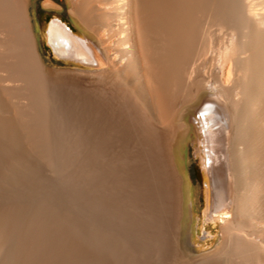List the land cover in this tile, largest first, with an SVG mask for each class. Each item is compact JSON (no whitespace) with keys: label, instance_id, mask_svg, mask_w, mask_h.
<instances>
[{"label":"bare ground","instance_id":"1","mask_svg":"<svg viewBox=\"0 0 264 264\" xmlns=\"http://www.w3.org/2000/svg\"><path fill=\"white\" fill-rule=\"evenodd\" d=\"M34 3L37 0H0V81L16 85L15 93L27 98L32 108L44 100L49 106L46 95L57 83L40 53L32 55L31 49L37 51L40 44L39 24L31 11ZM67 5V18L76 31L61 12L44 18L42 26L54 56L90 68L82 70L91 90L84 107L86 120L81 118L86 124L77 123L76 109L77 117L65 131L64 119L59 121L60 114L53 111L51 125L41 123L39 134L51 135L53 147L43 143L50 146L44 153L49 160V152L53 153L51 162L62 173L75 165L85 166L82 192L88 205L83 206L89 211L85 216L87 208H83L85 215L80 216L88 218V228H80L87 233L75 232L80 222L77 226L70 212L71 222L68 216L61 217L62 212L54 219L35 211L47 193L41 195L44 188L42 193L37 188L38 200L31 196L34 189H29L34 214L27 213L29 207L24 210L28 216L13 208L3 224L0 220V264H264V0H67ZM45 6L64 9L54 0H47ZM99 121L109 124L111 132L125 135L110 145L112 149L87 143L83 148L85 128L86 137L95 139ZM0 134L2 140L21 144L12 118L0 116ZM66 135L75 158L72 168L63 146ZM192 143L194 155L200 157L198 182L191 167ZM111 150L122 166L141 164L134 177V196L122 202L120 197L116 206L106 188L108 172L103 176L95 162ZM44 160L41 163L47 166L41 164L42 168L53 169L54 174V168H47L51 162ZM34 162L39 163L35 158ZM40 166L39 176L45 172ZM59 169L57 179H67L68 174H58ZM126 169L121 172L127 174ZM46 206L39 209L44 213L48 208L46 214L50 211L51 216L54 206ZM209 221L222 222V241L213 257H201L190 243L202 228L213 236Z\"/></svg>","mask_w":264,"mask_h":264},{"label":"rangeland","instance_id":"2","mask_svg":"<svg viewBox=\"0 0 264 264\" xmlns=\"http://www.w3.org/2000/svg\"><path fill=\"white\" fill-rule=\"evenodd\" d=\"M47 0H37V3H34V6L32 7V9H31V11H32V13L33 14H35L36 15V18H37V21H38V24H39V28H38V36H37V43H40L39 45L37 44V48H35L34 47V44H33V47H32V45H31V48H35V50H37V51H34V50H32L31 49V51H32V55L34 56V54H35V56H36V52H39L40 53V56H42V59L44 60H42L43 61V64L45 65V67L47 68V70L52 74V75H54L55 77H56V79H57V83L55 84V86H53V88L52 89H50L49 90V93H47V95H46V102H48L49 103V106H47L48 104H46L45 103V100H44V103L43 104H41V105H37L35 108H32V107H30V105H29V100L27 99V98H25V97H22L21 98V96L20 95H18V94H16L15 93V89H13L15 86L14 85H8V86H6L7 84L6 83H4L3 84V82H1L0 81V116H2V117H8V118H12L13 120H14V122H15V124H16V127H17V130H18V134H19V137H20V139H21V144L20 145H16V144H14L13 142H11L10 140H8L7 138H3V139H5V140H2L1 138H2V135L0 134V188H2V190H0V213H1V215H0V217H1V222L2 221H4V219H5V215L7 214V212L8 213H10L11 215L15 212V210H14V212H13V208L15 209L16 208V210L17 209H21L23 212H24V214H26L25 213V211H27L28 209V211H27V213L30 215V213L32 214L33 212H35V211H38L40 214H42V215H44V216H46V217H48V218H54V219H57V215L60 213V212H62V215H61V217L63 218V215H64V218H66V220H67V217H65V216H68L69 215V212H70V217L72 218V216H73V218L75 219V221H76V224H77V226H78V221L80 222L79 223V228L77 227V230H75V232L77 231V232H80V233H83V234H85V233H87V231L85 230H81V226H84L85 228L88 226V221H87V219L88 218H84L83 216L85 215L84 213H85V211L86 210H84L83 211V208H84V206H83V204L85 203V206L86 205H88V203H86L87 202V199H86V193L84 194L85 196H83V193L85 192L84 191V189L86 190V186H85V183H84V180H85V177H84V173H85V166L84 165H81V166H73V163H72V161L71 160H73V159H75L74 158V156H73V154H72V151L71 150H69L71 147H72V143H71V140L69 139V137H68V135H66V138H63L62 140L64 141V147L66 148L65 150H66V154H65V156L67 157L66 159L68 160V161H70V164H71V168H72V166L74 167V169L72 168V169H70L71 171L69 172V169H63V171L64 170H66L67 172V174H65L64 172V174L65 175H67L66 177H67V179L64 177L63 179H62V177H60L59 179H57V173H56V171H58V170H56V168L57 169H59L58 167H57V165L55 164V163H53V162H51V160L53 159V153H51L50 154V152H49V155L52 157L51 158V160H49L50 159V157L47 155V158H46V153H44V152H47L48 153V151H49V148L48 147H50V146H46V145H48V144H50L51 145V147H50V149L53 147L52 146V144H51V142H52V139H51V135H50V138H49V134H47V136H48V138H47V140H46V138L45 137H43L41 134H39L41 131V126H46V123H47V127H49L48 125L50 124L51 125V118L53 117V111H56L55 113H59L60 115H58V118H59V121H62L63 119V122H64V130L65 131H67L69 128H71V124H72V122H74V118H76L77 116H76V109L78 110V111H80V112H78V113H80V116H78V118H79V121H77V123L79 124V122L80 123H83V124H86V121H82L81 122V118H84L85 120H86V109L84 108L85 106H86V103H87V101H88V97L90 96V89H89V87H88V85H87V83H86V80H85V78H84V73L82 72V70H87V69H90L89 67H87V66H84V65H77V64H75L73 61H69L68 62V60H65V59H62V58H58V57H56V56H54V55H52L51 53H49L48 51H46L44 48H43V43H42V34H41V27H40V22H39V11H41V10H43V11H46V12H52V13H54V12H61V13H63L62 15L63 16H66V17H68V15L67 14H69V6L67 5V0H54L58 5H63L64 6V9L63 8H61V9H55V8H47L46 6H45V2H46ZM36 5V6H35ZM36 8V9H35ZM36 10V12H34ZM83 31V30H82ZM84 32V31H83ZM39 41V42H38ZM39 49V50H38ZM35 53H34V52ZM38 54V53H37ZM34 56V57H35ZM53 60V61H52ZM56 60V61H55ZM45 62V63H44ZM60 62H62V63H60ZM66 62V63H65ZM69 63V64H68ZM49 64V65H48ZM67 64V65H66ZM71 64V65H70ZM52 69V70H51ZM55 87H56V89H55ZM53 90V91H52ZM7 91H9V93L7 92ZM52 92V93H51ZM15 93V94H14ZM11 94H12V96H11ZM49 94V95H48ZM51 94H53V95H51ZM14 95V96H13ZM59 96L61 97V100L59 99ZM18 97H20V99H17ZM14 98V99H13ZM25 98V99H24ZM51 99V101L52 102H50V101H47V100H50ZM17 100H19L18 102H17ZM21 100H23V101H21ZM63 100V101H62ZM17 103H16V102ZM25 101V103L26 104H23V102ZM60 101V103H58ZM67 101H70V102H67ZM63 102V103H62ZM64 102H66L67 103V105H66V103H64ZM62 103V104H61ZM20 104H21V106H20ZM25 105H27V106H25ZM51 105V106H50ZM63 105V106H62ZM76 105H77V107H76ZM40 106V107H39ZM62 108H61V107ZM65 106V107H64ZM68 106V107H67ZM47 107H48V109H47ZM18 108V109H17ZM20 108H21V111H20ZM24 108V109H23ZM60 108H61V110H60ZM64 108V111H62V109ZM42 109V110H41ZM47 110V112H46V110ZM67 109H69V111L70 112H67L66 110ZM34 111V113H33V111ZM37 110V111H36ZM20 111V112H19ZM28 111H30V112H28ZM31 111H32V113H33V116H32V118H31ZM59 111H61V112H59ZM83 111V112H82ZM38 112H40L39 114H38ZM65 112V113H64ZM76 112V113H75ZM29 113V114H28ZM45 113V114H44ZM57 113V114H58ZM67 113V114H66ZM70 113H72L73 114V116H72V114H70ZM74 113H75V115H74ZM35 114V115H34ZM42 116H41V115ZM46 114H48V115H46ZM65 114V115H64ZM69 114V115H68ZM81 114H83V115H81ZM28 115H29V117H28ZM24 116V117H23ZM25 116H27L26 117V119H23V118H25ZM44 116H46V117H44ZM61 116V117H60ZM49 117V118H48ZM62 117H64V118H62ZM72 117H74V118H72ZM41 118V119H40ZM44 118V119H43ZM46 118H47V120L49 119V122L46 120ZM31 119V120H30ZM74 119V120H73ZM30 120V122H28L27 123V121H29ZM33 120H35V121H33ZM42 120L43 121H45V123L44 122H42ZM67 120V121H66ZM70 120V121H69ZM32 121H33V123H32ZM39 121H41L39 124H38V122ZM47 121V122H46ZM69 121V122H68ZM34 123H35V125H34ZM37 123V124H36ZM41 123H43V125H41ZM27 124H28V126H27ZM31 124H33L32 126H30ZM38 125H39V128H34L33 126H36V127H38ZM41 125V126H40ZM73 125V124H72ZM95 125V124H94ZM29 127L30 128H32V129H30V131H29ZM94 128L96 129V135L98 136H94V138L95 139H93V137H86L87 136V130H86V128H85V133H84V135L85 136H83L82 137V141H83V148H86V143L88 144V145H94V146H96V145H98V144H102L103 146H106V147H110V145L112 146V145H115V143L114 142H116V140H118V139H121V137H123L125 134L124 133H122V132H114V131H110L109 129H110V127H109V124H105V122H97L96 123V125L94 126ZM107 128V129H106ZM34 129V130H33ZM38 129V130H37ZM50 130H51V127L49 128ZM32 131V132H31ZM34 131H36V132H34ZM39 131V132H38ZM29 132H30V135H29ZM38 132V133H37ZM51 132V131H50ZM98 132V133H97ZM36 133V134H35ZM66 133V132H65ZM106 135H105V134ZM23 134V135H22ZM32 134V135H31ZM33 134H35V135H33ZM37 134H38V136H37ZM39 136L40 137H42L41 139H42V141L40 140V138H39ZM108 136H109V138H108ZM4 137V136H3ZM33 137V138H32ZM37 137V138H36ZM39 138V139H38ZM45 138V139H44ZM97 138V139H96ZM103 138H105V139H103ZM107 138H108V141H107ZM87 139V140H86ZM103 139V140H102ZM110 139V140H109ZM41 141V143H40V141ZM67 140V141H66ZM85 140V141H84ZM106 140V141H105ZM112 140V141H111ZM127 140V142H128V138L126 139ZM10 143H9V142ZM30 141H32V142H30ZM46 141V142H45ZM51 141V142H50ZM109 141L111 142L110 144H109ZM5 142V143H4ZM8 142V143H7ZM50 142V143H49ZM3 143V144H2ZM43 143H45V144H43ZM108 143V144H107ZM37 144V145H36ZM68 144V145H67ZM71 144V145H70ZM81 144V145H82ZM194 144L195 143H192L191 144V147H192V150H191V153H192V158H193V160H192V163H191V167H192V173H193V177L195 178V180H196V182H198L199 180H198V166H199V160H200V157L199 156H195L194 154H195V148L193 147L194 146ZM8 145V146H7ZM36 145V146H35ZM41 145V146H40ZM108 145V146H107ZM193 145V146H192ZM7 146V147H6ZM15 146H17L16 148H15ZM44 146H46L47 148H45ZM38 147V148H37ZM41 147H44L45 148V151H43L44 150V148H42V150H41ZM108 147V148H109ZM10 148V149H9ZM18 148V149H17ZM111 148V147H110ZM7 149V150H6ZM12 149V150H11ZM41 150L40 152L38 151L37 152V150ZM48 149V151H46ZM112 149V148H111ZM114 149H116V148H114ZM19 150V151H18ZM52 151V150H51ZM13 152V153H12ZM23 152H25L24 154L27 156V158L26 157H22L23 156ZM109 152V151H108ZM115 152V153H114ZM9 153H10V155H9ZM8 154V155H7ZM14 154V155H13ZM17 154V155H16ZM45 154V155H44ZM84 154V153H83ZM24 155V156H25ZM42 155V156H41ZM114 155V157H110V156H113ZM4 156V157H3ZM13 156V157H12ZM16 158H15V157ZM12 157V158H11ZM111 159H110V158ZM4 158H5V161H4ZM6 158H7V160H6ZM13 158H15V159H13ZM24 158H26L25 160H24ZM31 158H33V159H31ZM34 158H35V160H37V162H39V163H36V162H34ZM49 158V159H48ZM12 159V160H11ZM41 159V160H40ZM44 159H46V160H49V161H47V162H51V164L47 167V168H49L50 170L52 169V168H54V171H55V173L54 174H52V171H53V169H52V171H46V169H43L42 167L44 166V167H46L43 163H41V162H43V160ZM96 159H99V160H96ZM96 159H95V162L97 163L96 165V168L98 167V166H100L99 168H97L98 170L100 169V172H101V174L103 175V176H105L104 174L106 173V172H108L106 175L108 176H105V178H106V180H108V181H111V182H108V181H105V183H107L108 185H106L107 187V190H108V188H109V193H112L111 194V199H110V203H111V201L113 202V204H114V206H116V205H118V203L120 202V197H122L123 199L121 200V202L124 200V199H126V200H128L129 199V197L131 196V197H133L134 196V177H135V175H136V173L138 172V170L140 169V167H141V164H135L134 162H133V168H132V166H130V164L128 163V167L129 168H127L126 167V165L125 166H122L121 165V162H119L120 160H119V156H117L116 155V151L115 150H111L108 154H107V156H105V158L103 159V158H99V157H96ZM100 159H102L101 161H100ZM117 159L119 160V161H117ZM13 160H15V161H13ZM53 161V160H52ZM101 163H100V162ZM131 161H132V158H131ZM4 162V163H3ZM12 162H14V163H12ZM29 162H33V164L32 163H29ZM44 162H45V160H44ZM46 162V163H47ZM104 162L106 163L107 162V164H104ZM37 164V166H36V164ZM114 163H116V164H114ZM4 164V165H3ZM7 164V165H6ZM41 164H43V166L40 165ZM16 165H18V166H16ZM53 165H56V166H53ZM104 165V166H103ZM105 165H109L108 167H110V168H108L107 166H105ZM121 166L120 168H117L116 169V166ZM9 166V167H8ZM19 166H21L20 168H19ZM39 166L42 168V170H44L45 172H49V173H51V174H47L46 175V173L44 172V175H43V173H42V175H38V173L37 172H39V170H37L38 168H39ZM53 166V167H52ZM103 166V167H102ZM115 168H114V167ZM117 166V167H118ZM10 168V169H8V168ZM2 168V169H1ZM41 168H40V170H41ZM106 168V169H105ZM108 168V169H107ZM123 168H124V170L126 169V171L125 172H127V174H125L124 173V171H122L121 172V170H123ZM6 169H8V170H10L9 171V173L7 174V170ZM62 169V168H61ZM104 171H103V170ZM120 171H119V170ZM4 170V171H3ZM48 170V169H47ZM73 170V171H72ZM131 170V171H130ZM110 171V172H109ZM5 172V173H4ZM13 172V173H12ZM41 172V171H40ZM39 172V173H40ZM59 172L60 173H58V174H60L61 175V171H60V169H59ZM128 172L130 173V174H128ZM63 173H62V175H63ZM7 174V175H6ZM21 174V175H20ZM34 174V175H33ZM71 174H73V176L71 177V176H69V175H71ZM111 174V175H110ZM38 175V177L36 178V176ZM49 175H55V177L54 176H52V177H50ZM7 176V178H4V177H6ZM29 176H31V177H29ZM33 176V177H32ZM49 176V177H48ZM114 176V177H113ZM117 176V178L119 179V181H118V179H114L115 177ZM4 179H3V178ZM71 177V178H70ZM78 177H79V180H78ZM28 178V179H27ZM39 178V179H38ZM41 178V179H40ZM44 178V179H43ZM46 178V179H45ZM49 178H53V179H57V180H55V181H57V183L58 182H60V180H61V184L59 183V184H57V183H55L54 182V180H53V182H52V179H49ZM75 178L77 179V181L79 182H74L75 181ZM108 178V179H107ZM7 179V180H6ZM36 179V180H35ZM42 179H43V182L45 181V183H46V185H45V187H44V185H42ZM111 179V180H110ZM124 179V180H123ZM2 180H4V182L2 181ZM40 182H39V181ZM47 180H50L48 183L46 182ZM63 180H66V183H65V181H63ZM198 180V181H197ZM29 181H31V182H29ZM36 181V182H35ZM116 181V182H115ZM128 183V184H130L129 186H131V190H130V188H128L129 186H128V184L126 183V182ZM10 182H11V184H10ZM34 182L36 183V184H34ZM82 182V183H81ZM131 182V183H130ZM25 183H27L28 185H24ZM31 183H32V185H31ZM45 183H43V184H45ZM52 183V184H51ZM64 183V184H63ZM71 183H73L71 186L72 187H74L73 189H72V187H71V189H69L70 187H69V185L71 184ZM119 183H121V184H119ZM126 183V184H125ZM8 184H9V186H8ZM38 184V185H37ZM54 184H56V186L58 185V187H62L61 189L60 188H57V187H55L54 186ZM82 184V185H81ZM117 184V185H116ZM11 185V186H10ZM31 185V186H30ZM42 185V186H41ZM47 185H49V186H47ZM50 185L53 187H51L52 189H54L55 190V192L57 193H54V190H53V192H52V190L50 189ZM59 185H61V186H59ZM111 187H110V186ZM12 186H13V188H12ZM25 186V187H24ZM26 186H28V187H26ZM41 186V187H40ZM120 186V187H119ZM128 186V187H127ZM127 187V188H126ZM19 188V189H18ZM22 188V189H21ZM42 190L43 188H44V190H42L43 191V193H42V191L40 192V193H42L41 195H43V194H46L45 196H47L49 193V195H50V198H45V200L44 201H46V200H48V202L50 203L51 202V204L50 205H52L54 202L55 203H58V204H53L52 206H54V209H53V207H52V209L54 210H52V209H50L51 207H50V205L48 206L47 204H46V202H44V201H42V199L45 197L44 195H43V197H42V199H40V201H38L41 205H42V207H39V208H43V206H44V204H45V206H46V208L47 207H50L49 208V210H52L51 211V213H52V215L50 216L49 215V212H48V215L46 214L47 212V209H44L43 210V212L46 214H44V213H42V210L41 209H39L38 207H36V209L37 210H33V208H35V205L34 204H31L32 202L34 203V198L33 197H36V196H38V197H36V199L38 198V200H39V198H40V194H39V190ZM45 188L46 189H50L49 191L47 190L46 192H45ZM64 188V189H63ZM8 189V190H7ZM21 189V190H20ZM32 190V189H34V191H30V190ZM57 189V190H56ZM116 189H118V190H116ZM14 190H16L15 192L12 191ZM20 190V191H19ZM25 190H27L26 192H25ZM37 190H38V192H37ZM71 190V191H70ZM110 190H113V191H110ZM22 191H23V194H22ZM31 192V196H33V197H30V193H28V192ZM58 191H59V193H58ZM62 191V192H61ZM82 191H84V192H82ZM116 191V192H115ZM8 192V193H7ZM70 192V193H69ZM71 192H73V194H71ZM113 192H114V195H113ZM119 192V193H118ZM4 193V194H3ZM10 193V194H9ZM26 193H27V195H26ZM32 193H34V194H32ZM76 193V195L78 196V194H79V197L82 195V197H77L76 198V195H74ZM22 194V195H21ZM35 194H37V195H35ZM39 194V195H38ZM54 194V195H53ZM117 194V195H116ZM120 194V195H119ZM131 194H133V195H131ZM12 195V196H11ZM48 195V196H49ZM59 195V196H58ZM71 197H70V196ZM126 195V196H125ZM17 196V197H16ZM23 196V197H22ZM24 196H25V198L27 199H25L24 198ZM27 196V197H26ZM47 196V197H48ZM58 196V197H57ZM61 196V198H59ZM73 196H75V197H73ZM116 198H115V197ZM124 196L126 197V198H124ZM11 197V198H10ZM22 197V198H21ZM56 199H55V198ZM118 197V198H117ZM130 197V199H132ZM16 198H18V199H16ZM29 198H30V201H29ZM71 200H70V199ZM76 198V200H74ZM82 198H84V199H82ZM34 201H33V200ZM51 199H53L54 200V202H52L53 200H51ZM61 201H60V200ZM86 199V200H85ZM17 200V201H16ZM56 200V201H55ZM57 200H59V202L57 201ZM73 200V203L71 202ZM83 200H85V201H83ZM80 201L82 202V203H80ZM114 201H115V203H114ZM13 204H12V203ZM17 202L19 203V204H17ZM21 202H22V204L25 206L26 205V203H27V205L25 206V207H23L22 206V204H21ZM38 202L36 201V205L38 204ZM44 204H43V203ZM47 202V203H48ZM69 202V203H68ZM72 203V205H71V203ZM78 202H79V204H78ZM120 202V203H121ZM198 202H199V204L201 205V201H200V194L198 195ZM204 202V201H203ZM15 203V204H14ZM30 203V204H29ZM67 203H68V205H67ZM17 204V206H15ZM21 204V205H20ZM39 204V205H40ZM65 204H66V206H65ZM74 204V205H73ZM78 204V205H77ZM82 204V205H81ZM113 204H112V206H113ZM12 205V206H11ZM29 205H34L33 206V208H32V210H30V208L32 207H30ZM40 205V206H41ZM70 205V206H69ZM76 205V206H75ZM20 206H22V207H20ZM65 206V208H67L68 207V209H62L63 207ZM71 206H73V207H71ZM80 206V207H79ZM11 207V208H10ZM29 207V208H28ZM77 207V208H76ZM81 207H82V209H81ZM24 208V209H23ZM26 208H28L27 210H25ZM71 210H70V209ZM85 208H87V211H86V215L85 216H88V206L87 207H85ZM84 208V209H85ZM205 208V205L203 206V209ZM10 209V210H9ZM25 210V211H24ZM41 210V211H40ZM59 210H61V211H59ZM63 210V211H62ZM29 211H30V213H29ZM33 211V212H32ZM65 211V212H64ZM66 211H67V213L68 214H65L66 213ZM82 211V212H81ZM64 212V213H63ZM5 213V214H4ZM37 213V212H36ZM38 213V214H39ZM50 213V214H51ZM81 213H83L82 214V216H80L81 215ZM97 213H98V211H97ZM28 214H26L27 216H28ZM34 214V213H33ZM39 214V215H40ZM61 214V213H60ZM71 214H72V216H71ZM101 214H102V212H101ZM15 215V214H14ZM25 215V216H26ZM50 216V217H49ZM4 217V218H3ZM12 217V216H11ZM59 217H60V215H59ZM59 217H58V219H59ZM76 217V218H75ZM80 217V218H79ZM72 218V219H73ZM78 218V219H77ZM82 218V219H81ZM200 218L201 219H203L204 218V215H203V212H202V215L200 216ZM68 220H70V218H69V216H68ZM83 220H85V221H83ZM74 221V220H73ZM73 221H72V223H73ZM70 222H71V220H70ZM87 222V223H86ZM75 223V222H74ZM203 223V222H202ZM1 224H3V222L1 223ZM0 224V225H1ZM85 224V225H84ZM209 224V227H211L212 229H213V233H211V234H213V236L211 237V236H209L210 234L207 232V231H205V229H203L202 228V230L200 231V233L199 234H197V235H195L196 237V239H195V242H191L190 243V247H192V249L193 250H195V254L196 255H199V256H201V257H213L214 255H215V252H216V250H217V248L219 247V245L221 244V241H222V235H223V231H224V226L222 225V222H217L216 224L215 223H213V221H209L208 223H207V225ZM83 227V228H84ZM88 228V227H87ZM0 229H1V226H0ZM80 229V230H79ZM82 231V232H81ZM196 251H198V252H196Z\"/></svg>","mask_w":264,"mask_h":264},{"label":"water","instance_id":"3","mask_svg":"<svg viewBox=\"0 0 264 264\" xmlns=\"http://www.w3.org/2000/svg\"><path fill=\"white\" fill-rule=\"evenodd\" d=\"M51 13L52 12H46V11H43V10L39 11V22H40V27H41L43 48L53 55V52L50 51V47H49V45L46 42L45 35H44V29H43V26H42L44 18L45 19H49V17L51 16ZM62 18L69 24V26L74 31L77 30L76 27L70 22V20L66 16L62 15Z\"/></svg>","mask_w":264,"mask_h":264}]
</instances>
